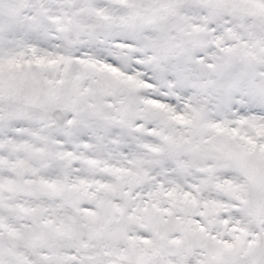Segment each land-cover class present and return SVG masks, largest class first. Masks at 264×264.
I'll return each instance as SVG.
<instances>
[{
	"label": "snow or ice",
	"instance_id": "obj_1",
	"mask_svg": "<svg viewBox=\"0 0 264 264\" xmlns=\"http://www.w3.org/2000/svg\"><path fill=\"white\" fill-rule=\"evenodd\" d=\"M0 264H264V0H0Z\"/></svg>",
	"mask_w": 264,
	"mask_h": 264
}]
</instances>
